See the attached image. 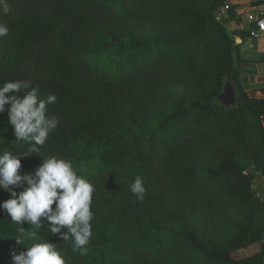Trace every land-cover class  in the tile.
Wrapping results in <instances>:
<instances>
[{
	"label": "trees",
	"instance_id": "obj_1",
	"mask_svg": "<svg viewBox=\"0 0 264 264\" xmlns=\"http://www.w3.org/2000/svg\"><path fill=\"white\" fill-rule=\"evenodd\" d=\"M225 1L8 0L0 11V85L28 80L58 98L49 113L59 124L20 174L57 156L96 186L87 255L48 235L67 264H264V98L241 88L257 71L235 63L215 17ZM227 78L230 109L216 100ZM14 140L5 111L0 151H27ZM137 175L143 200L130 191ZM10 198L0 188V204ZM20 227L0 209V264L46 239L47 225L17 242Z\"/></svg>",
	"mask_w": 264,
	"mask_h": 264
},
{
	"label": "clouds",
	"instance_id": "obj_2",
	"mask_svg": "<svg viewBox=\"0 0 264 264\" xmlns=\"http://www.w3.org/2000/svg\"><path fill=\"white\" fill-rule=\"evenodd\" d=\"M0 11L5 15L11 12L8 0H0ZM260 26L264 28V21ZM8 35V26L0 23V38ZM57 100L51 93L41 98L39 88L28 80H10L0 85V114L7 111L14 141L29 145L23 154L0 151V188L11 196L0 204V209L11 217L12 223L21 226L17 242H23L25 234L32 239L41 236L36 230L47 225L46 239L32 243L19 254L13 252V264H67L62 251L48 239L49 233L70 241L71 251L80 256L87 255L93 237L92 203L97 190L94 183L79 174L82 165L75 167L70 160L50 156L43 158L33 173L20 174L22 157L32 153L39 156V147L56 130L59 121L49 113V106ZM19 188L23 190L18 193ZM130 191L138 200L144 199L147 190L142 176L134 178ZM25 224L33 226V230H26Z\"/></svg>",
	"mask_w": 264,
	"mask_h": 264
},
{
	"label": "crops",
	"instance_id": "obj_3",
	"mask_svg": "<svg viewBox=\"0 0 264 264\" xmlns=\"http://www.w3.org/2000/svg\"><path fill=\"white\" fill-rule=\"evenodd\" d=\"M234 3V11L229 19L225 21L228 33L234 38L238 51L235 53V63L238 60H245L255 63L252 69L257 72L252 75H243L250 77V86L244 90L251 97L264 98V75L260 74V66L264 65V39H252L248 37V25L246 16L257 12L259 6L264 0H231ZM256 182H259L258 192L264 194V180L258 176ZM255 182V183H256ZM256 187V186H255Z\"/></svg>",
	"mask_w": 264,
	"mask_h": 264
},
{
	"label": "built area",
	"instance_id": "obj_4",
	"mask_svg": "<svg viewBox=\"0 0 264 264\" xmlns=\"http://www.w3.org/2000/svg\"><path fill=\"white\" fill-rule=\"evenodd\" d=\"M234 11V3L231 0H226L216 10L215 17L219 21H226L230 18ZM248 25V37L252 39H264V28L260 26V22L264 21V2L259 6L258 10L254 14H248L246 16ZM264 127V119H262Z\"/></svg>",
	"mask_w": 264,
	"mask_h": 264
},
{
	"label": "water",
	"instance_id": "obj_5",
	"mask_svg": "<svg viewBox=\"0 0 264 264\" xmlns=\"http://www.w3.org/2000/svg\"><path fill=\"white\" fill-rule=\"evenodd\" d=\"M260 74L264 75V65L260 66ZM217 103L227 109L235 108L238 106V93L233 84V81L229 78L223 82V90L216 98Z\"/></svg>",
	"mask_w": 264,
	"mask_h": 264
},
{
	"label": "rangeland",
	"instance_id": "obj_6",
	"mask_svg": "<svg viewBox=\"0 0 264 264\" xmlns=\"http://www.w3.org/2000/svg\"><path fill=\"white\" fill-rule=\"evenodd\" d=\"M251 82L252 81H251L250 77H248V76H245L244 78H241V83H240L241 84V88H244V86L247 87V86L252 85ZM233 84H234V86L236 88V84L234 82H233ZM255 186H256V189L259 190V186H260L259 182H256ZM250 252H251L250 250H242V251L239 252V254L240 255H247Z\"/></svg>",
	"mask_w": 264,
	"mask_h": 264
}]
</instances>
